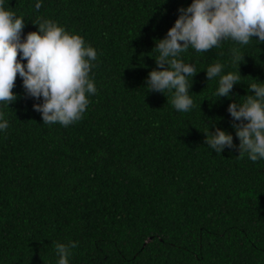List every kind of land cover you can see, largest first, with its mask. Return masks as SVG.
Instances as JSON below:
<instances>
[{
  "label": "trees",
  "instance_id": "trees-1",
  "mask_svg": "<svg viewBox=\"0 0 264 264\" xmlns=\"http://www.w3.org/2000/svg\"><path fill=\"white\" fill-rule=\"evenodd\" d=\"M6 0L83 36L97 51V92L69 126L42 124L17 74L9 127L0 132V264H56V243L76 242L69 264H264V160L237 149L215 153L204 132L233 135L227 106L264 81V43L243 46L231 100L213 95L203 71H237L234 42L182 54L194 106L178 112L172 93L148 91L162 39L191 0ZM256 45V46H255ZM19 59V53L18 57ZM193 80V81H192ZM218 99V100H217ZM211 158V159H210Z\"/></svg>",
  "mask_w": 264,
  "mask_h": 264
},
{
  "label": "clouds",
  "instance_id": "clouds-1",
  "mask_svg": "<svg viewBox=\"0 0 264 264\" xmlns=\"http://www.w3.org/2000/svg\"><path fill=\"white\" fill-rule=\"evenodd\" d=\"M41 7L42 0H35L34 10L39 12ZM177 12L166 35L155 40L157 67L149 71L144 88L163 95L171 92L174 109L190 111L194 101L189 77L197 72L182 54L189 49L206 52L231 41L230 61L237 65V71L225 72L221 62L203 70L207 81H217L213 95L231 100L235 95L232 89L242 77L238 70L244 62L242 47L252 41L256 45L264 43V0H191ZM24 18L6 6V0H0V104L9 108L17 100L12 90L19 74L25 95L40 101L32 107L40 113L42 124L69 126L83 117L89 97L97 92L91 70L98 53L83 36L51 18L38 16L32 22L36 30L23 34ZM246 93L242 101L238 97L227 106L238 145L232 133L220 127L204 132L205 144L218 154L235 148L239 156L247 154L256 162L264 160V81L250 83ZM8 127L9 121L0 108V132ZM76 246L74 241L56 243V264H69L71 249Z\"/></svg>",
  "mask_w": 264,
  "mask_h": 264
},
{
  "label": "bare ground",
  "instance_id": "bare-ground-1",
  "mask_svg": "<svg viewBox=\"0 0 264 264\" xmlns=\"http://www.w3.org/2000/svg\"><path fill=\"white\" fill-rule=\"evenodd\" d=\"M211 159V158H210Z\"/></svg>",
  "mask_w": 264,
  "mask_h": 264
}]
</instances>
